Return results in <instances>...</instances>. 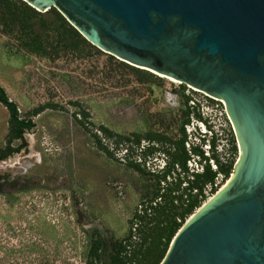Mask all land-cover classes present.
<instances>
[{
  "label": "rangeland",
  "instance_id": "1",
  "mask_svg": "<svg viewBox=\"0 0 264 264\" xmlns=\"http://www.w3.org/2000/svg\"><path fill=\"white\" fill-rule=\"evenodd\" d=\"M107 59L38 56L19 49L14 38L0 32V86L17 103L20 115L36 123L26 133L29 145L14 155L10 167L14 179L30 178L38 186L19 193L15 206L0 195V264H84L87 228L97 227L113 238L127 235L130 220L142 210L149 181L129 167L125 148L117 150L100 133L104 149L96 145L89 132L99 124L125 134L161 132L170 142L181 138L187 109L177 93L180 83L164 76L161 83H141L135 76L110 72ZM192 90H186L193 96L190 105L199 104L193 110L207 122L191 116L185 126L186 147L191 154V136L201 125L200 132L208 131L206 139L217 134V151L225 160L227 138L234 130L224 106ZM80 108L90 114L85 119L89 132L77 122ZM9 118L0 103V145ZM210 147L209 141L203 145L206 155ZM170 158L167 153L146 161L136 157L147 172L163 171ZM188 168L190 173L202 170L197 156L191 154Z\"/></svg>",
  "mask_w": 264,
  "mask_h": 264
},
{
  "label": "water",
  "instance_id": "2",
  "mask_svg": "<svg viewBox=\"0 0 264 264\" xmlns=\"http://www.w3.org/2000/svg\"><path fill=\"white\" fill-rule=\"evenodd\" d=\"M92 44L226 103L239 157L160 264H264V0H25Z\"/></svg>",
  "mask_w": 264,
  "mask_h": 264
},
{
  "label": "trees",
  "instance_id": "3",
  "mask_svg": "<svg viewBox=\"0 0 264 264\" xmlns=\"http://www.w3.org/2000/svg\"><path fill=\"white\" fill-rule=\"evenodd\" d=\"M0 32L14 38L19 49L38 56L52 59H86L89 56L105 55L108 57L107 66L112 73L135 76L141 83H161L164 79L104 52L92 44L56 7L41 12L25 0H0ZM0 88L8 95L3 87ZM186 99L188 104L191 98ZM10 109L11 139L21 137L25 131L36 126L33 119L20 115L16 102H13ZM35 113H38V110ZM193 114L198 120H205L199 111L196 112L188 106L185 111L187 119L181 127V138L177 141L171 139L170 146L165 148L171 158L163 171L147 172L139 162L130 160L129 167L147 176L149 181L146 185L147 191L141 198L142 210L134 214L130 220L131 227L123 238H113L99 228L85 230L86 243L82 252L84 264H160L185 222L230 179L239 153L234 132H230V137L227 138L228 148L225 146L223 153L225 160H222L217 151V134L209 140L211 153L207 155L203 146L193 141L190 151L193 156L199 158L202 170L189 172L188 161L191 154L186 147L185 124L191 122ZM209 127L212 129V126ZM102 129L109 137H117V146L131 141L128 136L115 134L105 127ZM134 141L139 144L141 137L138 136ZM203 141L206 142L207 139L204 138ZM149 151V157L156 155L155 146L150 147ZM211 161L215 162L216 168H213ZM163 182L165 186H162ZM32 189L34 186L24 187L22 190ZM18 200L19 196L14 193V200L9 203L14 202L15 206ZM32 245L38 246V243L33 242Z\"/></svg>",
  "mask_w": 264,
  "mask_h": 264
},
{
  "label": "flooded vegetation",
  "instance_id": "4",
  "mask_svg": "<svg viewBox=\"0 0 264 264\" xmlns=\"http://www.w3.org/2000/svg\"><path fill=\"white\" fill-rule=\"evenodd\" d=\"M187 87H190L191 89H193L191 86L180 82V84L178 85L179 90H177V93L179 94L180 97L183 98V100H184L183 102H184V105L186 106V109H188V106H190L191 109L196 108V107H198V109H199V104L195 103L193 105H190V102L191 101L194 102V100H193V98H191L193 96H191L190 94H188L186 92ZM192 91H194V89ZM198 92H200V91H198ZM194 93L195 92H192V94H194ZM200 93H203L209 99L217 102L218 104L219 103L223 104L225 113L228 116L225 101L218 99V98H214V97H212V96H210L204 92H200ZM187 97L191 98V100L189 101L188 104L186 103ZM13 102L14 101H12L9 98V96L6 95L0 88V103H2L9 110L10 117H11V112H12L10 107L13 104ZM40 113H41V110H38L37 114H40ZM76 115H77V122L79 123V125H81L84 129H86V131L89 132L88 125H86V121H85V119H88V117L90 115L89 112L87 111V109L80 108L78 110V112L76 113ZM228 118H229V120L233 126V122L231 121V118L229 116H228ZM31 119H33V118H31ZM186 119H187V117L185 116L183 123L186 121ZM186 125H188V124H185V126ZM102 127L107 128L109 131H111L115 134H122V135L128 136L131 138V141L122 143L119 146H117L115 144V140L117 137L116 136L115 137H109L108 133L105 130H103ZM234 129L235 128L233 126V130ZM31 130H29V131H31ZM95 130H96L95 132L92 131L89 133H91V136L94 139L96 145H98V147H100L101 149H104V145L102 144V141H101L98 133L104 135L108 139H111L113 141L114 146L117 148V150H119L120 148H125V157L128 158V160H129L128 165H129L130 160H136L137 161L136 157H139V159L143 158L145 161L148 158H151L148 156V153L150 152L149 151L150 147L152 148L153 146H155V148L157 150L156 154H159V155H161L162 153L166 154L167 153L165 150L166 147H164V146H165V144H168L170 142L169 138L165 137V135L161 132H151V133H149V132L148 133L134 132L133 134H125L122 132L115 131L105 124H99ZM29 131L28 130L25 131L21 137H16V138L11 139V136H10L11 129L9 126L8 132H7V137H6L5 141L3 142V144L0 145V195L4 196V198L8 202L10 200H14V193L16 195H18L19 193L30 192V191L22 190L24 187L34 186V189L38 188V186L36 184L32 183L30 178H19V180L14 179V168L10 167L12 165L10 163H12L14 160L13 159L14 155L17 153H20L23 149L27 148V146L29 145V142L26 139V133ZM234 133H235V130H234ZM138 136L141 137V142L139 144L135 143V141H134V140H136V138ZM148 136H154V137H148ZM151 138H155V139H151ZM144 142L147 143V146L143 145ZM15 148H18V149L16 151H14ZM127 150H129V151L127 152ZM138 150H140V152ZM139 163L141 164V162H139ZM8 167H10V168H8ZM141 167H142V164H141ZM34 189H32V190H34ZM11 204H14V202ZM94 228H97V227H90V228H87L86 230L92 231ZM101 231L103 233H105L103 230H101Z\"/></svg>",
  "mask_w": 264,
  "mask_h": 264
},
{
  "label": "clouds",
  "instance_id": "5",
  "mask_svg": "<svg viewBox=\"0 0 264 264\" xmlns=\"http://www.w3.org/2000/svg\"><path fill=\"white\" fill-rule=\"evenodd\" d=\"M202 123H204V122L202 121ZM199 128H201V125H197V128L195 129V131L193 132V135L191 137L193 138V140L196 144L203 146L207 141H209V139H207L206 142L203 141L204 138L205 139L207 138L206 133H208V131L201 129L202 132H200ZM197 141H199V142H197Z\"/></svg>",
  "mask_w": 264,
  "mask_h": 264
},
{
  "label": "bare ground",
  "instance_id": "6",
  "mask_svg": "<svg viewBox=\"0 0 264 264\" xmlns=\"http://www.w3.org/2000/svg\"><path fill=\"white\" fill-rule=\"evenodd\" d=\"M169 78V77H168ZM171 81H173V82H176V83H180V81L179 80H173V79H171V78H169ZM197 90V89H196ZM208 201V200H207ZM206 201V202H207Z\"/></svg>",
  "mask_w": 264,
  "mask_h": 264
},
{
  "label": "built area",
  "instance_id": "7",
  "mask_svg": "<svg viewBox=\"0 0 264 264\" xmlns=\"http://www.w3.org/2000/svg\"><path fill=\"white\" fill-rule=\"evenodd\" d=\"M220 135H223L222 133L220 134ZM210 149V148H209ZM199 167V166H198ZM201 167H202V165H201Z\"/></svg>",
  "mask_w": 264,
  "mask_h": 264
}]
</instances>
